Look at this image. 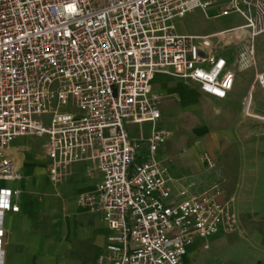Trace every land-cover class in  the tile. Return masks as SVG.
<instances>
[{"label": "built area", "instance_id": "2783aa9c", "mask_svg": "<svg viewBox=\"0 0 264 264\" xmlns=\"http://www.w3.org/2000/svg\"><path fill=\"white\" fill-rule=\"evenodd\" d=\"M0 0V180H18L11 144L47 136V172L60 184L70 167L90 161L102 174L77 204L99 212L112 245L100 264H185L197 239L233 233L238 215L220 202L219 185L202 193L169 188L157 158L171 132L160 127L152 81L166 74L225 100L238 73L256 70L251 90L264 89L257 39L264 0ZM217 8L216 14L209 10ZM239 15L244 24L207 35L179 34L178 18ZM264 60V55H263ZM72 105L78 112H61ZM250 117L252 95L245 99ZM50 116L49 126L37 117ZM151 123L148 154L126 124ZM209 169L213 160L205 155ZM19 189L0 188V264H6L5 219L21 212ZM196 264V263H191Z\"/></svg>", "mask_w": 264, "mask_h": 264}, {"label": "crops", "instance_id": "0c3cea01", "mask_svg": "<svg viewBox=\"0 0 264 264\" xmlns=\"http://www.w3.org/2000/svg\"><path fill=\"white\" fill-rule=\"evenodd\" d=\"M263 55L264 50L259 52L260 65H264ZM251 85L241 96L235 81L228 98L217 100L202 93L198 85L166 74H157L152 81L161 113L158 124L172 133L157 153L169 170L172 196L182 190L202 193L219 185L218 200H231L238 215L235 232L197 239L185 264H264V90L259 88L255 96L258 107L253 105L258 88L252 91ZM250 94L254 117L243 106ZM126 130L131 139H144L140 149L146 157L151 123H129ZM8 155L19 170L18 152L12 144ZM44 155L46 181L40 176L26 179L21 212L6 216V264H100L112 247L108 241L112 233L101 213L81 208L77 199L82 193L95 192L102 174L92 162H79L70 167L64 182L54 184L47 172L46 147ZM205 155L215 169H209ZM61 187H79L82 192L70 195ZM247 216L260 219L255 229L243 222Z\"/></svg>", "mask_w": 264, "mask_h": 264}, {"label": "rangeland", "instance_id": "374dc122", "mask_svg": "<svg viewBox=\"0 0 264 264\" xmlns=\"http://www.w3.org/2000/svg\"><path fill=\"white\" fill-rule=\"evenodd\" d=\"M228 0H218L217 6H220L227 2ZM218 12L217 8H212L209 10L210 15L216 14ZM176 26V31L179 34H193V35H207L214 32H219L226 28H232L241 26L244 24V20L237 14H231L229 16H224L220 18L207 19L200 10H196L183 18H178L174 22ZM257 45L259 52L264 50V36L257 39ZM264 65L259 66V70L263 69ZM256 75V70L251 69L242 73L237 74L236 78V91L239 95L243 96L247 93L249 89L250 82L253 83ZM262 89V88H260ZM264 90V89H263ZM260 94L259 88L255 90V95L253 97V105L260 107V102H255V96L258 97ZM211 107V106H210ZM61 112L77 113L78 111L70 104L68 106L62 107ZM258 112V111H255ZM260 117L259 115H256ZM38 120L44 121L46 127L49 126L50 116H40L37 117ZM255 119V118H254ZM261 121V120H260ZM263 121V120H262ZM127 129H129L127 127ZM172 136V133H171ZM47 136H23L17 138L13 143L12 147L18 152L19 157V170L18 173L22 177L21 180H0V188L6 187L10 189H19L23 192L24 182L28 178H34L35 176H40L41 179L45 180L47 177L44 173V163L46 157L44 155V150L47 145ZM137 155V164H140L144 159L146 153L144 150L139 149ZM145 158V156H144ZM91 174L89 176V179ZM62 192L70 195L78 194L82 191L81 188L75 187L74 189L60 188ZM247 227L252 226L253 229L256 228L259 218L257 216L245 217L243 219Z\"/></svg>", "mask_w": 264, "mask_h": 264}]
</instances>
